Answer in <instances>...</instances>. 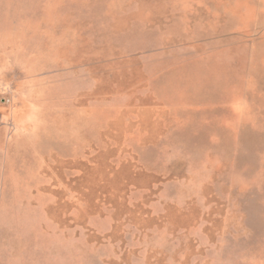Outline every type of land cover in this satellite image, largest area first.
<instances>
[{
  "label": "rangeland",
  "instance_id": "374dc122",
  "mask_svg": "<svg viewBox=\"0 0 264 264\" xmlns=\"http://www.w3.org/2000/svg\"><path fill=\"white\" fill-rule=\"evenodd\" d=\"M0 264H264V0H0Z\"/></svg>",
  "mask_w": 264,
  "mask_h": 264
}]
</instances>
